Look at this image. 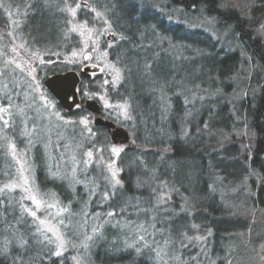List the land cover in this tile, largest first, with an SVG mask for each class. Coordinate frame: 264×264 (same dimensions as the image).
Masks as SVG:
<instances>
[{
    "label": "rangeland",
    "instance_id": "rangeland-1",
    "mask_svg": "<svg viewBox=\"0 0 264 264\" xmlns=\"http://www.w3.org/2000/svg\"><path fill=\"white\" fill-rule=\"evenodd\" d=\"M138 1L156 9L172 26L202 31L217 48L238 53L239 65L232 76L214 80L215 76H211L210 82L203 81L198 91L190 90L191 87L184 84L187 89L182 90V95L185 94L183 105L189 104L190 107L183 110L185 120L179 121L182 135L188 141H209V150L216 146L234 145L239 149L241 159L248 156V163H251L252 149L258 144L259 137L254 131L256 123L250 121L246 107L255 106L253 109H257L256 102L264 87V61L252 54L247 43L258 40L261 48L258 55L264 54V14L255 16V2L252 0H215V10L211 9V12L207 11L209 5H187L182 0ZM90 3V0L50 1V9L54 7L57 15L63 18L62 24L58 25L61 31L59 43L53 46L52 42H42L40 45L34 42L31 44L32 49L28 43L22 42L24 35L14 21L15 10L11 2L0 0V64L4 67L0 66V161L3 162V168H6L0 182V194L18 203L23 213L26 212L32 218L43 240L53 246V256L67 254L72 264H90L86 248L91 244L93 235H97L96 219L100 214H97L95 221H89L86 218L88 209L83 210L82 216L71 210L69 202L63 204L55 193L41 191L33 163V149L39 144L48 158L44 166L47 165L51 172L49 177L66 183L70 190H76L78 185L83 186L93 196L101 191L98 181L106 179L112 194L108 192V198L102 197L100 200V206L106 207L103 211L105 224L117 217L113 193L123 195L119 196V200L125 205H133L128 210L120 208L117 217L124 232V242L139 247V250L149 251L156 264H264V204L258 199L263 177L257 169L248 170L249 175L244 177L242 185L230 188L229 191L226 183H219L220 203L224 207L219 211V217L223 214V218H230L234 224L227 229V233L222 234L226 239L218 243L212 242V229L206 227L200 217H195L200 210L199 204L189 199L195 198L191 189H186L188 193H185L165 180L161 182L162 186L158 182L159 191H154L155 184L146 182L147 178L143 177L144 181L138 184V190L143 188L142 194L136 191V195L132 196L123 192L118 160L126 147L135 145L132 134L126 128L131 119V106L110 101L107 89L127 82L128 78L125 69L109 60V50L113 47L115 37L113 24L106 18V14L100 13L95 3ZM83 10L85 14L91 13L96 17L92 25L88 24L90 21L79 17ZM251 24L255 25L249 28ZM62 36L65 44L68 39L73 41L68 50L62 43ZM160 36L169 43L174 39L169 35ZM182 47L171 49L169 44H164L161 52L172 64L178 63L181 66L195 60L192 59L195 56L198 57L197 52ZM46 56L52 58L46 60ZM55 64L66 68L62 73L72 70L85 74L81 76V81L87 79L85 89H88L84 94L78 90L79 103L73 109L86 110L87 114L78 120L64 116L60 108L67 110L58 104L57 99L44 86V80L49 77L47 68ZM98 76L101 78L99 81L103 82L101 91L93 93L90 89H93ZM196 81L192 83L194 87L201 85ZM92 100L99 105V113L94 114L85 108L86 102ZM161 103L162 108L168 106L169 99L165 93L159 97ZM31 105L34 106L41 129L42 134L39 136L30 127V121L25 115ZM219 108L225 110V116L230 121L225 128L212 124L214 112ZM15 112L18 124L22 127L20 135L16 137L12 134L15 133L12 129L16 121ZM97 116L112 121L115 127L101 133L96 131L94 120ZM185 121L187 124H183ZM115 128L124 129L128 138H113ZM69 130L75 134L66 135ZM99 134L104 137L103 142ZM210 137L215 141L210 140ZM57 145L61 148L55 150ZM90 166L98 174L87 179L84 173ZM211 173L215 176L214 180L220 178L213 171ZM102 174L104 176L100 177ZM147 188H153L149 195H146ZM207 189L215 195L211 186ZM241 191L242 198L238 201L237 196ZM222 210L225 212L222 213ZM33 212L35 215H32ZM179 215H184L187 222H184L186 224L182 228L173 231L172 221ZM89 218L93 216L89 214ZM212 246L216 249H212Z\"/></svg>",
    "mask_w": 264,
    "mask_h": 264
},
{
    "label": "trees",
    "instance_id": "trees-1",
    "mask_svg": "<svg viewBox=\"0 0 264 264\" xmlns=\"http://www.w3.org/2000/svg\"><path fill=\"white\" fill-rule=\"evenodd\" d=\"M3 1L6 2V0ZM9 1L13 6V10H15L14 21L17 23L18 30L24 35L22 42L28 43L30 48L33 47L31 44L34 42L35 45H40L42 42H52L54 43L53 46H55V43H59L58 37L61 35V31H59L58 25L62 24L63 18L61 15H57L54 7L50 9L48 6V3L52 0ZM53 1L58 2L60 0ZM76 1L74 0V2ZM214 1L182 0L181 2L187 5L191 3L194 6L207 7L206 5H209L207 11L211 12V9L215 10L213 7ZM252 1L255 2V16H262L264 14V0ZM90 2V4L95 3L100 13L106 14V18L113 24L115 37L113 47L109 50V60L125 69L128 78L127 82L119 83L116 87L109 86L107 89L110 101L127 103L131 106V119L126 124V128L132 134L135 145L126 147L118 160L123 192L132 196L136 195V191L142 194L143 188L138 190V184L142 182L143 177L147 178L146 182L155 184L156 187L151 188L154 191L155 189L159 191L158 182L162 186L161 182L165 180L185 193H188L187 190L191 189V193L195 198L191 197L189 199H192L193 203L199 204L200 210L195 214V217H200L206 223L205 226L212 229L214 232L212 242L218 243L220 240H225L226 237L222 234L227 233V229L234 223L231 222L230 218H228L229 220L223 218V214L219 217V211L224 208L220 203L219 183H226L229 191L230 188L233 189L240 184L242 185L241 182L244 181V177L249 175L248 170L257 169L263 177L258 199L261 204H264V158L262 157L264 156V99L258 102V110L253 109L255 106L246 107L250 121L256 123L254 131L259 137L258 144L252 149L253 158L251 163H248V156L244 157V160L241 159L239 149L234 145L216 146V143H214L216 147L209 150V141L196 139L193 142L192 140L188 141L182 135V125L179 120H185L183 110H185V107H190L189 104L183 105L185 94L182 95V90L183 88L187 89L184 84L189 85L190 90H196L197 88L201 90L203 81L208 83L209 80L210 82L211 76H215L213 80L232 76L239 65L238 53H229L222 48H217L210 37L202 31L184 30L182 26H172L162 15L153 13L146 8L140 9L135 0H90ZM79 17L90 21L91 23L88 22L89 25H92V21L96 18L91 13L89 15L85 14L84 10L80 12ZM254 25L251 24L249 28ZM160 34L162 36H172L174 39L169 43ZM61 38L66 50H68L73 41L71 42L68 39L65 44L64 37ZM164 44H169L171 49H175V47L180 49L182 46L187 47L190 52H197L198 57L192 58L193 55L191 54V58L195 60H190L189 64L182 66L178 63L172 64L171 60L161 52V47ZM259 44L260 42L255 40V43L254 41L249 42L247 46L258 59L260 57L264 59V54L258 55L261 53ZM59 45L58 47H60ZM156 45L161 47L157 48ZM51 58L46 56V60ZM0 66L4 68L2 63ZM64 68L60 64H55L52 68H47L46 72L47 75L58 74L62 73ZM97 79L93 89H90L93 93L101 91L103 82L99 81L101 79L99 76ZM86 80L85 78L82 79L79 86L80 92L83 94L88 89H85ZM193 80H197L201 85H195L194 87L192 85ZM10 83H12L11 80ZM14 87H12V91ZM188 91L186 90V92ZM163 93L169 99L166 108H162V103L159 104V97H162ZM18 101L21 103L20 98H18ZM33 107V105L28 106L26 113H24L30 121V127H33L34 132L37 131V136H39L42 133ZM60 110L70 120H78L87 114V111L83 109L68 112L61 108ZM14 115L16 121L12 129L15 133L12 132V134L16 137L20 135L22 127H20V123L18 124L17 113L15 112ZM225 115L226 112L223 108L216 110L212 124L224 128L228 126L230 121ZM183 124H187V121ZM96 131L105 132L106 128L99 126ZM68 134L74 135L75 133L69 130L66 135ZM99 135L100 140L103 142L104 137H102V134ZM209 139L215 141L211 137ZM36 145V149H33V163L41 191L55 193L63 204L69 202L71 210L80 213L82 216L83 210L88 209L90 216H93L90 219L89 214H86L89 221H95L97 214H100L96 219L97 235L94 234L91 238V244L88 248L85 247L88 251L87 260L89 263L156 264L149 251L139 250V247H132L129 243L124 242V232H122L117 217L121 211L120 208L128 210L133 205L127 204V206L124 202H121L119 196L124 197L123 195L113 193L112 197L115 199L113 203L118 213L117 217L106 222V224H111L106 225L103 221V211L106 207L100 206L101 198H108V192L112 194L106 179L102 178L98 181L99 190L101 191H97L93 196L91 192L79 185L76 190L72 191L66 183L49 177L51 172L48 170L47 165L44 166L48 158L42 146ZM51 145L54 144L51 142ZM55 147V150L61 148L59 145ZM59 163L61 164L62 161ZM3 167V162L0 161V182L4 177V172H6V168ZM88 168L84 173V177L92 179L98 173L93 166ZM101 169H103V166ZM212 171L214 175L220 176V178L214 180L215 176L211 173ZM103 176L104 174L100 177ZM209 186H211V190L215 192V195L207 189ZM151 189L147 188L146 195H149ZM242 192L238 193V201L242 198ZM99 211H102V213ZM75 216L80 217V215ZM177 217L174 222L172 221L173 231L182 228L186 224L184 222H187L184 215ZM40 233L32 218L26 212L23 213L18 203L9 201L8 196L0 194V264H72L67 254L65 256H53L51 252L53 246L47 244ZM212 249L215 250L216 248L212 246Z\"/></svg>",
    "mask_w": 264,
    "mask_h": 264
},
{
    "label": "water",
    "instance_id": "water-1",
    "mask_svg": "<svg viewBox=\"0 0 264 264\" xmlns=\"http://www.w3.org/2000/svg\"><path fill=\"white\" fill-rule=\"evenodd\" d=\"M81 76H85L82 72L78 74L75 71H67L61 74H55L53 76L47 77L44 80V86L54 96L58 104L66 109L67 111H72L75 105L79 103L78 96V83L81 80ZM87 108L94 111L95 113L100 112V107L97 106V103L92 101L86 102ZM100 121V120H99ZM106 125L110 130H112L115 125L112 122L100 121ZM128 133L122 128H115L112 132V137H122L124 139L128 138Z\"/></svg>",
    "mask_w": 264,
    "mask_h": 264
},
{
    "label": "bare ground",
    "instance_id": "bare-ground-1",
    "mask_svg": "<svg viewBox=\"0 0 264 264\" xmlns=\"http://www.w3.org/2000/svg\"><path fill=\"white\" fill-rule=\"evenodd\" d=\"M135 2H136V4L139 6V8L140 9H143V8H146V9H149L151 12H153V13H157L158 15L160 14V15H162L161 13H159L158 11H156V9H154V8H152L151 6L149 7L148 5H142L138 0H135ZM148 6V7H147ZM72 71V70H71ZM76 72V71H75ZM64 73H65V71H64ZM58 74H61V73H58ZM53 75H55V74H52V75H49V77L50 76H53ZM80 83H81V80L79 81V83H78V86H77V88H78V90H79V86H80ZM96 102V101H95ZM97 103V102H96ZM97 106H99L98 104H97ZM87 110H89V111H91L92 113H94L95 114V112L94 111H92V110H90L89 108H87V106L85 107ZM74 110V109H73ZM105 121L104 120V118H102L101 116H97L96 118H95V120H94V124H95V126L96 127H99V126H101V127H104V128H106V129H109L106 125H104L102 122H100V121ZM105 122H112V121H105ZM113 123V122H112ZM114 124V123H113ZM90 264H92V263H90Z\"/></svg>",
    "mask_w": 264,
    "mask_h": 264
},
{
    "label": "flooded vegetation",
    "instance_id": "flooded-vegetation-1",
    "mask_svg": "<svg viewBox=\"0 0 264 264\" xmlns=\"http://www.w3.org/2000/svg\"><path fill=\"white\" fill-rule=\"evenodd\" d=\"M262 57H260L261 59ZM262 61H264V59H261ZM262 99H264V87L262 88V92L261 94L259 95V98L257 99V102H256V108L259 107L258 105V102L262 101ZM259 108H257L256 110H258Z\"/></svg>",
    "mask_w": 264,
    "mask_h": 264
},
{
    "label": "snow or ice",
    "instance_id": "snow-or-ice-1",
    "mask_svg": "<svg viewBox=\"0 0 264 264\" xmlns=\"http://www.w3.org/2000/svg\"><path fill=\"white\" fill-rule=\"evenodd\" d=\"M34 199V198H33ZM32 215H35V213L33 212ZM57 255H59L60 253H56Z\"/></svg>",
    "mask_w": 264,
    "mask_h": 264
}]
</instances>
